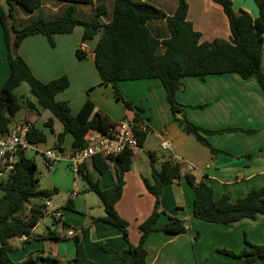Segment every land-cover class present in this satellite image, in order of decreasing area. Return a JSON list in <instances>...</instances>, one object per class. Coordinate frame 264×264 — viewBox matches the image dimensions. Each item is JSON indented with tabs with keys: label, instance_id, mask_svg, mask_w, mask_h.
<instances>
[{
	"label": "crops",
	"instance_id": "obj_1",
	"mask_svg": "<svg viewBox=\"0 0 264 264\" xmlns=\"http://www.w3.org/2000/svg\"><path fill=\"white\" fill-rule=\"evenodd\" d=\"M93 1L95 5L106 6L107 15L104 20L112 17L115 0ZM135 1L150 3L167 15L174 14L178 5V0ZM47 2L57 3L60 8L66 7L65 3ZM187 2L188 20L202 34L203 42L229 40L228 19L219 5L212 0ZM232 2L236 12L244 10L252 18H258L259 9L254 0ZM77 8L85 15H95L93 5L78 4ZM149 27L153 36L160 40L170 36L163 20L152 21ZM83 34L84 28L79 26L70 34L57 35L55 46H51L42 34L32 35L23 41L18 52L40 81L48 83L64 76L69 79V87L57 94L56 100L68 103L74 115L79 114L89 100L114 123L127 117L142 120L149 126L143 146L133 152L131 170L124 177L123 195L116 204L119 216L129 223L130 244H139V226L154 209L155 198L144 184V179L152 181V166L161 169L165 162L183 159L186 166L190 165L192 169L181 166V180L164 186L157 226L163 227L170 218H175L185 222L187 232L178 235L152 233L146 244L148 264H240L241 260L217 250L227 249L239 253L245 247V237L251 243L264 246V215H258L255 220L244 218L228 225L198 220L193 210L195 191L185 179L187 174H191L204 181L213 188L217 200L229 195L232 201H236L251 190L264 187V88L257 78L245 80L235 73H228L209 75L204 81L195 77L182 79L184 90L176 94L182 119L184 115L191 123L209 131L227 128L255 131L251 134L236 131L207 135L214 149L229 154L213 156L208 148L192 142V136L185 131L180 121L182 119H178L176 112L171 110L165 88L159 79L105 83L95 64V49L101 33L86 42L89 51L85 52V57L79 58L77 52L83 42ZM6 56L4 31L0 23V89L10 74ZM262 71L264 74V58ZM15 94L22 108H26V113L14 122L12 129L20 123L30 122L33 127L43 131L47 138L46 143L31 145L25 150L26 157L36 161L35 156L39 151L43 156L44 151L57 149V136L63 133L64 126L39 104L27 83L17 87ZM124 101L130 103L131 108ZM50 121L53 132L46 125ZM73 141V135L67 134L62 145L64 152L57 150L64 155L73 154ZM163 141L170 143V149H162ZM42 145L47 147L41 150ZM108 163L109 170L104 174L95 168L93 159L86 162L81 171L90 176L94 183H98L101 189L108 190L116 182L115 161L110 160ZM68 169L64 162L52 169L53 187L56 190L63 188L65 174L67 179L70 175ZM71 175V186L66 184L70 195L51 209L64 211V223L55 222L50 215L51 210L46 209V215L30 237H13L8 240L11 246L9 255L13 262L21 263L33 254L50 256L58 259L60 264H65L76 255L75 236L82 239L89 258L96 264H116L102 250V245L117 252L128 247L118 228L94 220L105 216L104 207L95 211L94 205L86 203L84 197L73 189L77 186L74 180L82 177V174ZM0 192L1 197L4 192ZM72 193H75V198H71ZM70 199L74 203V210L65 207ZM51 200L52 197L47 202ZM256 264H264V261Z\"/></svg>",
	"mask_w": 264,
	"mask_h": 264
},
{
	"label": "trees",
	"instance_id": "obj_2",
	"mask_svg": "<svg viewBox=\"0 0 264 264\" xmlns=\"http://www.w3.org/2000/svg\"><path fill=\"white\" fill-rule=\"evenodd\" d=\"M45 1L65 3L66 7L59 16L47 18L43 11ZM212 1L223 9L228 19L229 40L203 42L202 34L195 30L188 20L187 0H178L177 9L172 15H167L150 3L115 0L112 17L107 21L104 20L107 15L106 6L95 5L93 0H0V23L7 48L5 61L10 67V74L0 89V136L11 131L15 117L22 108L15 89L23 83L29 85L39 104L63 124L64 131L57 136L56 143V148L61 152H64L62 145L67 134L73 135L71 150L75 153L84 148V137L89 130L94 129L106 134L114 125V122L89 100L79 114L74 115L68 103L56 100L57 94L69 87V79L64 76L44 83L35 77L19 55L21 44L32 35L42 34L51 46H55V36L70 34L79 26L84 28L83 42L90 41L101 33L95 49V64L105 83L159 79L165 88L173 113L181 111L176 94L184 90V77H195L204 81L209 75L235 73L245 80L257 78L264 88V0H254L259 9L258 18H252L244 10L236 12L232 0ZM78 4L93 5L94 17H80ZM18 7L29 15L37 13V16L21 25L17 20ZM156 20L166 22L170 32L168 38L160 40L153 36L149 25ZM77 55L79 58L85 57V53L80 49ZM117 95L122 99L119 93ZM124 103L131 108L130 103ZM28 105L33 107L30 102ZM180 121L184 124L185 131L199 144L208 148L213 156L229 154L214 149L207 140V135L236 131L255 133L253 130L234 128L209 131L191 123L184 115ZM46 125L53 132L52 122H47ZM145 139L146 134L139 135V147L143 146ZM28 140L31 145H38L46 143L47 138L43 131L32 126L28 132ZM132 158L133 152L128 151L111 159L115 161L116 182L108 190L101 189L98 183H94L90 176L81 171L82 177L89 185L87 191L94 192L105 209V216L94 220L118 228L128 244L122 252L102 245V250L109 254L116 264H148L146 244L152 233L178 235L187 232L185 222L175 218H170L163 227L157 226L161 216L159 208L164 186L182 178L181 168L169 161L165 162L161 169L152 166V181L144 179L147 191L155 198L154 209L139 226V244H130L129 223L119 216L116 204L123 195L124 177L131 170ZM93 162L99 173L104 174L109 170L108 161L101 156H95ZM37 169L36 161L21 152L14 174L0 183V190L4 192L0 197V264H60L56 258L33 254L25 261L15 263L9 255L11 246L8 240L13 237H30L46 215L45 205L41 204L30 205L27 212L30 200L49 199L57 193L56 189H38L40 179ZM185 179L195 191L193 210L194 217L198 220L228 225L244 218L255 220L258 215H264V187L253 189L236 201H232L229 195L217 200L213 188L204 181L191 174H187ZM65 207L68 210L75 209L71 199ZM74 241L76 255L65 264H96L89 258L82 239L75 236ZM217 251L241 260L240 264L264 261V246L251 243L246 237L245 247L239 253L227 249Z\"/></svg>",
	"mask_w": 264,
	"mask_h": 264
},
{
	"label": "built area",
	"instance_id": "obj_3",
	"mask_svg": "<svg viewBox=\"0 0 264 264\" xmlns=\"http://www.w3.org/2000/svg\"><path fill=\"white\" fill-rule=\"evenodd\" d=\"M79 49L84 53L89 51L86 42L81 43ZM31 127L30 122L20 123L7 134L0 136V183L14 174L21 152H25L31 146L28 140V132ZM148 132L149 126L142 120L125 117L114 123L106 134L94 129L89 130L84 137V148L71 155H64L55 148L44 151V165L52 170L57 164L64 162L75 176H79L81 167L95 156H101L110 161L122 153L138 150L139 135ZM161 147L163 150H168L170 143L163 141ZM171 162L180 168L186 166L183 159H174ZM187 166L192 169V166ZM75 196V193H72L71 198H75ZM49 207H51V202H46L45 210ZM50 215L57 223L65 221L62 209H53Z\"/></svg>",
	"mask_w": 264,
	"mask_h": 264
},
{
	"label": "rangeland",
	"instance_id": "obj_4",
	"mask_svg": "<svg viewBox=\"0 0 264 264\" xmlns=\"http://www.w3.org/2000/svg\"><path fill=\"white\" fill-rule=\"evenodd\" d=\"M59 5L57 3H53V2H47L45 1L43 3V11L44 14L47 18H54L59 16L63 10L65 9V7H58ZM17 20L18 22L22 25L27 23L29 20H31L32 18H34L35 16H37V13L34 15H29L28 13H26L25 11H23L21 8H17ZM79 16L85 19H91L94 17L90 16L88 14H84L82 11L79 12ZM87 44V43H86ZM26 113V108H22L19 113L16 115L15 117V121L20 120L22 117H24ZM12 130V129H11ZM191 140L193 143L197 144L198 146L199 143L197 142V140L192 136ZM47 147L42 145L40 147L41 150L45 149ZM36 159V163L38 166L37 169V176L39 177L40 181L38 183V189L40 190H54L55 188L54 183H53V178H52V173L53 170H49L48 168H45V166L43 165V156L41 154V152L39 151V153L36 154L35 156ZM70 171V175L68 174V179H67V175L65 174V177L63 178L65 180V184H63V188H60L57 190V193H55L52 198L53 200H51L52 206L48 208V210H51L55 205L61 203V201H63V199L65 200L67 198L68 195H70V190H67V186H71L72 182H73V177H72V173L73 171L69 168L68 169ZM68 171V172H69ZM72 172V173H71ZM74 182L76 183V187H74L73 189L76 192H79L80 195H82L84 197V199L86 200V203L94 205L95 207V211H98L99 208H103L102 203L99 199V197L94 193V192H88L87 189L89 187L88 182L82 178L81 176L77 177ZM68 183V185L66 186V184ZM2 194V192H0V195ZM49 201V199H42V200H35V199H31L27 212H29V207L32 204H46V202Z\"/></svg>",
	"mask_w": 264,
	"mask_h": 264
},
{
	"label": "water",
	"instance_id": "obj_5",
	"mask_svg": "<svg viewBox=\"0 0 264 264\" xmlns=\"http://www.w3.org/2000/svg\"><path fill=\"white\" fill-rule=\"evenodd\" d=\"M175 115H176V117H177L178 119H182L181 112L177 111V112L175 113Z\"/></svg>",
	"mask_w": 264,
	"mask_h": 264
}]
</instances>
